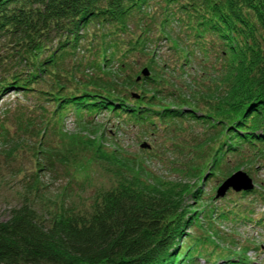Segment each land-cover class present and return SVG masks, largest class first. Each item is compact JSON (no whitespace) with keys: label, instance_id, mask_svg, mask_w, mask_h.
Segmentation results:
<instances>
[{"label":"trees","instance_id":"trees-1","mask_svg":"<svg viewBox=\"0 0 264 264\" xmlns=\"http://www.w3.org/2000/svg\"><path fill=\"white\" fill-rule=\"evenodd\" d=\"M195 62L198 76L186 77ZM11 92L23 93L37 114L17 117L15 132L40 135L34 154L48 156L21 186L28 197H42L40 170L56 171L54 148L42 138L71 111L84 129L107 114L118 129L167 132L181 159L169 181L141 158L87 139L108 185L80 205L62 195L45 213L23 198L0 222V264L207 262L195 246L218 247L207 232L221 239L214 217L264 224L239 208L250 196L264 201V185L263 193H231L234 208L217 211L216 193L204 191L241 166L264 167V0H0V97ZM191 127L200 133L188 142L180 133ZM85 168L73 161L66 170L80 176ZM203 228L204 236L187 233ZM232 252L216 262L245 263L244 252Z\"/></svg>","mask_w":264,"mask_h":264},{"label":"rangeland","instance_id":"rangeland-1","mask_svg":"<svg viewBox=\"0 0 264 264\" xmlns=\"http://www.w3.org/2000/svg\"><path fill=\"white\" fill-rule=\"evenodd\" d=\"M164 50L161 51L165 52ZM79 55L92 58L90 54L84 53L82 50L79 51ZM197 68L198 64L196 62L191 64L188 75L185 76L191 77L193 74L195 77L198 76L199 72H195ZM90 72L91 70L87 71L88 74H91ZM33 105L34 103L30 99L19 92H11L0 97V120L2 118L8 119L6 121L7 126L11 128V138L6 139L3 137V139L0 137V222L7 221L12 208L18 207V203L25 197L35 210L45 213L51 209L55 202H58L62 195H72L77 204L80 205L88 200V197L96 188L101 185L107 186L110 182V176L103 167L104 164L98 160L96 161L93 157L89 143L86 142L87 139L95 141V145H102L103 148L109 151L110 149L121 150L123 156L129 155L130 157L137 156L141 158L146 168L151 170L157 177L169 181L177 179L174 168L178 163L176 162L177 159H181V153H175V150H172L175 141L171 142L166 138V136H170L167 132H160L159 136H150L127 123L120 124V129H118L116 128L119 125L117 119L109 120L107 114L97 115L93 120L94 123L84 129L81 125L83 122L71 111L55 126H50L46 136L42 138L44 147L54 148V154L51 157L56 171H51L52 167L50 166L48 169L46 167L45 170H40L37 177L40 179L42 197L34 199L32 196H26L27 193L21 186L30 178L36 164L43 165L45 163L46 165L48 162L47 155L34 154V151H38L39 148L38 138L40 135L15 132L17 117H22V113L26 114L24 118L35 119L36 112L27 110L28 108L31 109ZM191 128L192 134L190 135L180 133L185 136L183 140L190 142L195 135L200 133V128ZM9 142L17 143V150L12 153L11 150L14 147ZM142 145L147 146V148H142ZM66 148H70V150L66 151ZM141 151L154 152L160 157H151V154ZM62 155L68 158L67 162L69 164L76 161L85 166L86 171L80 176L69 174L66 170L68 166V163L66 164L67 158H63ZM245 169L244 166H241L237 171L245 172L252 179L254 185L252 190L263 193L261 188L264 185V167L252 166L250 168L251 173H247ZM85 175H88V177ZM220 183L219 181L215 185L212 183L205 184V193L214 197ZM231 193L235 192L230 189L224 197L216 199L218 203L214 202L212 204L216 211L220 208L225 210L234 208L231 201L236 199L230 195ZM247 198L245 202L241 200L243 206L239 207L240 210L245 212V215L252 221L263 219L262 223L264 221V201L260 199L261 195ZM213 225L218 228L217 232L222 240L217 239L214 233H211L212 231L207 230L210 237L217 242L218 247L214 242H198L195 249L199 250L202 256L208 258V261L198 259L192 264H218L216 260L218 257L226 256L227 250H230L231 253L236 251L239 256L244 252L246 258L244 264H264V224L259 225L246 220L238 221L235 219L225 221L214 217ZM187 233L198 237L205 235L204 228L195 229V231L189 230ZM186 241L188 240H184L183 244Z\"/></svg>","mask_w":264,"mask_h":264},{"label":"water","instance_id":"water-1","mask_svg":"<svg viewBox=\"0 0 264 264\" xmlns=\"http://www.w3.org/2000/svg\"><path fill=\"white\" fill-rule=\"evenodd\" d=\"M144 77H148L149 73L146 69L142 71ZM142 148L147 146L142 145ZM252 179L243 171H236L225 179L216 191V198H222L225 196L228 190L232 189L234 192H249L253 189Z\"/></svg>","mask_w":264,"mask_h":264}]
</instances>
